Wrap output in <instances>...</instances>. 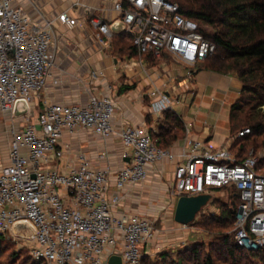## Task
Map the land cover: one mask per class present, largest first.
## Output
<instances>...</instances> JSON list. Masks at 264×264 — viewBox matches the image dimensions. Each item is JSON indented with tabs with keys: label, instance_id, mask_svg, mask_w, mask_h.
Here are the masks:
<instances>
[{
	"label": "built area",
	"instance_id": "built-area-1",
	"mask_svg": "<svg viewBox=\"0 0 264 264\" xmlns=\"http://www.w3.org/2000/svg\"><path fill=\"white\" fill-rule=\"evenodd\" d=\"M122 14L125 32L140 55H166L195 67L212 58L216 45L203 27L180 12L171 0H122L115 5ZM60 21L76 25L67 14ZM103 44L112 36L107 23L94 21ZM51 23L32 24L12 0H0V108L14 116L19 102L32 103L45 88L54 63ZM159 111L171 109V99L158 89ZM115 101L92 97L86 106L47 104L36 122L13 134L10 163L0 172V234L27 226L32 231L30 255L35 264H109L120 256L123 264H144L145 246L155 238V223L138 214L117 216L115 208L130 184L143 182L148 166L168 161L174 165L172 197H195L234 188L240 203L236 212L234 241L247 251L264 249V154L238 159L230 147L213 151L203 141L187 140L191 152L185 163L171 149L159 147L146 126L125 125L116 133L130 161L110 188L108 170H96L80 155L66 170L49 167L63 159L64 133L79 130L109 137L115 133ZM251 133L244 129L237 138ZM77 162V163H76ZM75 164V165H74ZM188 228V225H182Z\"/></svg>",
	"mask_w": 264,
	"mask_h": 264
},
{
	"label": "crops",
	"instance_id": "crops-1",
	"mask_svg": "<svg viewBox=\"0 0 264 264\" xmlns=\"http://www.w3.org/2000/svg\"><path fill=\"white\" fill-rule=\"evenodd\" d=\"M120 1L12 0L33 25L42 27L51 23L53 30V67L45 88L31 105L30 121L36 122L47 104L86 106L92 97L97 96L110 97L115 101L112 122L115 133L109 137L86 130L64 133L59 147L64 152L63 159H53L48 166L66 170L73 161H78L80 155H84L94 169L109 171L112 192L115 191L114 183L119 171L130 161L125 157L126 147L116 133L119 129L125 125L146 126L157 145L162 143L163 136L167 139L178 134L167 145L162 143L178 156V163H185L186 158L182 155L191 152L187 140L203 141L213 151L227 147L231 152L236 151L233 145L238 132L232 129L231 108L243 89V83L236 76L207 66L189 67L170 55L158 59L152 54H136L121 24L122 14L115 9ZM64 13L77 20V24L61 22L60 16ZM94 21L110 26L112 36L105 39L106 44L100 41ZM156 89L171 99L170 110L157 109L159 97L152 95ZM189 97H192L191 102L186 104ZM177 105L184 109L182 114L175 110ZM169 112L179 118L181 131L174 122L171 123L173 133L166 130L169 122L166 114ZM226 115L229 134L219 132L217 127L208 123L211 117L221 119ZM25 126L26 117H12L0 108V172L10 163L13 134ZM173 187L174 165L168 161L149 165L147 178L141 183L128 185L122 192V200L115 213L117 216L138 214L149 219L158 216L163 212ZM177 201L171 198V203ZM150 244L145 246V257L149 256Z\"/></svg>",
	"mask_w": 264,
	"mask_h": 264
},
{
	"label": "trees",
	"instance_id": "trees-1",
	"mask_svg": "<svg viewBox=\"0 0 264 264\" xmlns=\"http://www.w3.org/2000/svg\"><path fill=\"white\" fill-rule=\"evenodd\" d=\"M171 1L179 4L180 12L185 17L195 20L202 27L205 25L215 30L211 35L203 31L216 45L217 51L222 50L230 61L225 69L216 70L234 75L243 83L241 96L231 108V123L233 131L243 126L238 133L244 129L251 130L249 135L237 138L233 145L236 149L232 150L234 155L240 160L245 159L248 155L242 153L247 148L246 142L250 137L264 134V0H203L198 9L183 1ZM133 51L138 53L135 45ZM166 119L169 121L166 124L169 134L174 130L172 122L179 131L182 130V123L175 115L169 112ZM177 137L178 134H172L167 139L163 136L161 142L167 145ZM162 143L158 142V145L166 148ZM239 203L240 197L234 189L231 203L222 204L221 214L204 223L216 237V242L211 245V252L202 264H219L218 260L223 264H264V249L247 251L236 244L234 233H227L228 228H235ZM3 238L4 235L0 234V241ZM214 253L218 254V259H215ZM192 254L198 256L196 248L192 249ZM32 264L35 263L32 261Z\"/></svg>",
	"mask_w": 264,
	"mask_h": 264
},
{
	"label": "rangeland",
	"instance_id": "rangeland-1",
	"mask_svg": "<svg viewBox=\"0 0 264 264\" xmlns=\"http://www.w3.org/2000/svg\"><path fill=\"white\" fill-rule=\"evenodd\" d=\"M177 1L186 2L195 9L200 8L203 2V0ZM203 29L210 35L215 32L212 27L205 25H203ZM229 63L230 61L225 56V53L218 49L212 58L203 64H198L195 68L207 66L220 70L225 69ZM191 99L192 97H189L186 104H189ZM197 109L198 105L195 106V110ZM175 110L180 114L184 112L181 105H177ZM192 112L194 111L192 110ZM210 120L211 121H208L210 126L214 125L219 132L229 134L230 127L228 115L221 119L214 116L211 117ZM242 128L243 126L239 127L236 131ZM246 145L247 148L242 154H264V134L260 137H250ZM255 147L256 149H254ZM172 190L173 189L170 190L169 198L166 199L163 212L151 218L155 223L157 232L148 248L149 256H146V264H202L206 255L211 252V245L216 242V237L211 234L209 228L206 227L204 223L214 216L221 214L220 206L222 204L231 203L234 189L212 193L210 200L197 213L196 218L188 225V228H183L181 224L177 223L175 220L177 203H171ZM168 201H170V203ZM227 233L233 234L234 229L228 228ZM31 234L32 231L29 227L22 226L20 229L13 230L4 235L3 240L0 241V264H32L30 255L32 246ZM189 236L190 238H187ZM193 248H196L198 251L197 257L192 254ZM214 257L218 259L219 256L217 253H214ZM218 263L223 264L222 261L219 260Z\"/></svg>",
	"mask_w": 264,
	"mask_h": 264
},
{
	"label": "water",
	"instance_id": "water-1",
	"mask_svg": "<svg viewBox=\"0 0 264 264\" xmlns=\"http://www.w3.org/2000/svg\"><path fill=\"white\" fill-rule=\"evenodd\" d=\"M125 29V24L121 22ZM29 113V107L24 102H19L16 106L14 116H24ZM211 194H204L195 197H180L176 205L175 220L181 225H189L196 218L197 213L207 204L211 198ZM109 264H123L120 256H112Z\"/></svg>",
	"mask_w": 264,
	"mask_h": 264
}]
</instances>
